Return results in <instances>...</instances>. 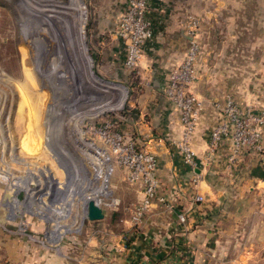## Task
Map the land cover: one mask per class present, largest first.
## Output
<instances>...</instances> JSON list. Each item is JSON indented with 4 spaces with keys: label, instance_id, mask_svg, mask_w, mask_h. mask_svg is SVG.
<instances>
[{
    "label": "rangeland",
    "instance_id": "rangeland-1",
    "mask_svg": "<svg viewBox=\"0 0 264 264\" xmlns=\"http://www.w3.org/2000/svg\"><path fill=\"white\" fill-rule=\"evenodd\" d=\"M131 1L0 0V264L26 252L73 259L91 239L96 245L104 239L105 231L96 229L104 221L86 217L84 197L100 187L95 173L105 190L92 199L105 213L126 207L130 217L137 200L121 179L112 143L130 137L157 163L176 155L183 160L180 114L164 88L191 47L189 88L203 108L222 114L214 103L229 97L264 110V72L253 73L255 89L241 85L249 73L236 49L248 41L232 38L231 20L217 25L216 0H145L149 36L129 68V32L118 19ZM249 91L258 102H248ZM150 94L162 99L153 105ZM164 118V148L151 150Z\"/></svg>",
    "mask_w": 264,
    "mask_h": 264
},
{
    "label": "crops",
    "instance_id": "crops-1",
    "mask_svg": "<svg viewBox=\"0 0 264 264\" xmlns=\"http://www.w3.org/2000/svg\"><path fill=\"white\" fill-rule=\"evenodd\" d=\"M216 20L218 26L222 20L224 23L231 20L232 38L248 41L247 47L236 49L243 58L242 70L249 73L241 85L255 89L258 85L253 73L264 72V67H257L264 64V0H216ZM157 94L148 96L153 105L162 99L158 100ZM252 95L254 98L249 91L248 102H258L256 94ZM207 106L191 137L194 168L177 155L159 160L154 171L157 196L137 227L130 223L133 211L129 217L123 211L126 207L115 208L101 219L103 227L96 225V229L105 231L106 237L99 239L97 245L91 239L89 245H82L87 250L73 259L56 252L46 251L36 257L26 252L24 256H10L9 264H264V155L243 149L237 160L230 163L229 138H224L210 152L209 134L221 121L222 114L213 113L214 108ZM167 120L158 119L160 129L153 132L156 145H148L151 150L155 146L164 148ZM175 132L177 135L180 132L178 125ZM152 140L149 138L148 143ZM105 169L101 168L106 175ZM121 169V179L128 184L126 170ZM94 175L101 180L100 187L92 188L84 199H92L105 190V179ZM117 177L115 174L114 179ZM129 185L137 205L143 198L142 185ZM158 197H163L164 202ZM181 214L184 221L179 218Z\"/></svg>",
    "mask_w": 264,
    "mask_h": 264
},
{
    "label": "built area",
    "instance_id": "built-area-1",
    "mask_svg": "<svg viewBox=\"0 0 264 264\" xmlns=\"http://www.w3.org/2000/svg\"><path fill=\"white\" fill-rule=\"evenodd\" d=\"M145 0H132L127 11L118 19L119 26L129 32L124 64L134 67L141 55L143 39L149 36V31L143 21ZM125 35V33H124ZM194 48L191 47L184 62L168 73L164 88L165 97L175 105L180 114L182 136L178 141V148L183 155L185 164L194 168L195 160L191 149V137L194 133L198 115L203 104L190 90L191 63L194 58ZM214 106L222 113V119L211 130L208 138V150L214 152L224 138L231 141V152L228 161L234 163L243 149L252 150L264 155V110L255 111L250 106H240L231 98H225ZM110 136L105 142L112 143ZM118 139V138H117ZM112 152L116 163L126 170V180L129 183H140L143 188V198L132 213L131 223L138 226L146 213L150 202L157 196L158 180L154 176L157 166L155 155L136 146L133 138H128L122 144L112 143ZM158 200L164 202L163 197ZM184 221V215H179Z\"/></svg>",
    "mask_w": 264,
    "mask_h": 264
},
{
    "label": "water",
    "instance_id": "water-1",
    "mask_svg": "<svg viewBox=\"0 0 264 264\" xmlns=\"http://www.w3.org/2000/svg\"><path fill=\"white\" fill-rule=\"evenodd\" d=\"M105 211L101 208L98 203L89 199L86 204V217L91 221H97L104 218Z\"/></svg>",
    "mask_w": 264,
    "mask_h": 264
},
{
    "label": "bare ground",
    "instance_id": "bare-ground-1",
    "mask_svg": "<svg viewBox=\"0 0 264 264\" xmlns=\"http://www.w3.org/2000/svg\"><path fill=\"white\" fill-rule=\"evenodd\" d=\"M84 200H85V203H87V201H88L89 199H88V198H85Z\"/></svg>",
    "mask_w": 264,
    "mask_h": 264
}]
</instances>
